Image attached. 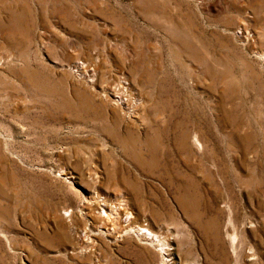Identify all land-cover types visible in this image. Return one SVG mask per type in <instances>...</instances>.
Instances as JSON below:
<instances>
[{"label": "rangeland", "instance_id": "374dc122", "mask_svg": "<svg viewBox=\"0 0 264 264\" xmlns=\"http://www.w3.org/2000/svg\"><path fill=\"white\" fill-rule=\"evenodd\" d=\"M0 57V264H264V0H0Z\"/></svg>", "mask_w": 264, "mask_h": 264}, {"label": "bare ground", "instance_id": "6f19581e", "mask_svg": "<svg viewBox=\"0 0 264 264\" xmlns=\"http://www.w3.org/2000/svg\"><path fill=\"white\" fill-rule=\"evenodd\" d=\"M5 61H6V59H5ZM3 62H4V60L0 57V65L3 64ZM84 68H85V64H83L82 62H76L75 64H73V70H74V73L76 71V76H78V74L83 71L85 73L84 79L86 80V82L88 84H90L92 87H94L95 71L94 70H88L87 71ZM130 91H131V88L129 87L128 82H126L123 78H120V77L118 78L117 77L116 78V83L114 84V86H112L110 89H107V88L103 89L102 88V89H100V92H97V94H99V96L102 97V98H108L109 95L112 96V94H116V93L123 94L124 96H126V99H124L122 97L121 98H116L117 100L113 99V102L116 105L119 104L120 106H123V107L127 106L128 113L132 114L131 111H133L138 106V104H140V103H139V100L138 101L134 100V98L131 97ZM148 152H150L151 154H154L156 151L153 148H149ZM135 155H136V157H135L136 163L138 165L142 166L143 162L138 160V154L135 153ZM119 201H121V200H119ZM121 206H122L121 202L120 203L118 202L117 206L115 207L114 205H112V203L108 202L107 200H103L100 197H98L97 202L93 203L92 216H93V218L95 220H97L98 222L102 223V225H104V228H106L107 226H110V227L113 228V226L111 225L112 224L111 222L113 220L112 216L114 214L116 216L117 215L116 211L123 209L122 208L123 206L122 207ZM94 211H96V213H94ZM71 213H74V212L66 211V209H65V210L62 211L61 215H62L63 218H66V217H71ZM126 219H127V217L124 218V221H126ZM70 221H71V219H70ZM135 229H136L135 232L138 235V237H140L141 239H144V240L150 239V241H149L150 244L155 245L154 242L157 241L155 234H153L152 232H150V231H148L146 229L142 230L140 227H137V226H135ZM144 231H147L148 233H146ZM87 239L90 241V243H92L94 241L93 239H91L88 236H87ZM248 261H250V259Z\"/></svg>", "mask_w": 264, "mask_h": 264}]
</instances>
